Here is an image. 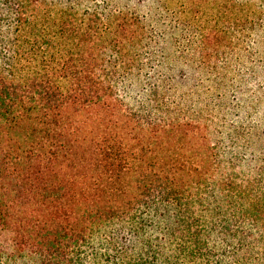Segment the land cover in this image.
<instances>
[{
	"label": "trees",
	"instance_id": "obj_1",
	"mask_svg": "<svg viewBox=\"0 0 264 264\" xmlns=\"http://www.w3.org/2000/svg\"><path fill=\"white\" fill-rule=\"evenodd\" d=\"M118 8L0 0V264H84L104 230L124 243L107 264H264V197L236 184L207 125L120 95L145 28Z\"/></svg>",
	"mask_w": 264,
	"mask_h": 264
},
{
	"label": "rangeland",
	"instance_id": "obj_2",
	"mask_svg": "<svg viewBox=\"0 0 264 264\" xmlns=\"http://www.w3.org/2000/svg\"><path fill=\"white\" fill-rule=\"evenodd\" d=\"M51 1L80 12L113 13L122 6L139 15L145 28V39L134 46L139 69L126 76L133 87L120 88L122 98L139 114L150 110L163 120L175 116L206 124L220 158L239 172L236 184L264 197V172L255 171L264 164V0ZM180 70L188 73L185 85L175 77ZM171 76L159 109L148 98L154 87L164 86L161 78ZM166 108L176 110L167 114ZM105 234L83 247L84 264H107L124 249L114 238L113 250ZM3 264L37 263L19 256Z\"/></svg>",
	"mask_w": 264,
	"mask_h": 264
}]
</instances>
